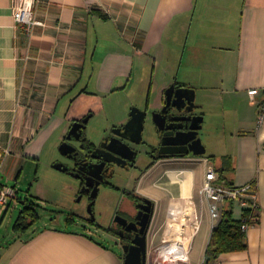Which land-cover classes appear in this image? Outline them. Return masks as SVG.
I'll return each mask as SVG.
<instances>
[{"label":"crops","instance_id":"1","mask_svg":"<svg viewBox=\"0 0 264 264\" xmlns=\"http://www.w3.org/2000/svg\"><path fill=\"white\" fill-rule=\"evenodd\" d=\"M36 1L41 25L28 36L15 24L16 0H0V187L15 191L8 199H18L9 183L27 179L34 165L47 158L53 169L61 161L59 146L73 122L90 116L87 137L101 136L128 121L141 98L148 111L159 110L175 83L192 89L203 108L205 155L161 157L134 176L126 191L154 204L147 251L186 194L184 178L194 199L198 178L202 184L212 167L220 183L252 185L258 222L246 231L244 249L209 264H264V126L256 127L257 103L247 95L264 87V0ZM146 71L148 83L136 76ZM110 192L129 209L124 192ZM226 210L241 219L239 208ZM205 218L202 255L212 233L207 209ZM106 226L96 232L111 238ZM0 264H124V256L87 230L54 225L0 247Z\"/></svg>","mask_w":264,"mask_h":264},{"label":"water","instance_id":"2","mask_svg":"<svg viewBox=\"0 0 264 264\" xmlns=\"http://www.w3.org/2000/svg\"><path fill=\"white\" fill-rule=\"evenodd\" d=\"M194 100L195 95L192 89L176 87V84L173 83L164 91V104L159 110L150 114L147 110L132 108L129 113V120L123 126L113 130L122 132L117 137H108L105 136V132H102L101 136H95V134L91 138L86 136L81 139V132L86 128L90 116L85 117L81 121H75L70 128L67 141L73 137L79 145L74 146L64 142L59 147L60 154L66 157L72 165L56 162L52 167L62 173L70 172L72 177L80 181H95L92 197L96 198L97 187L100 184L98 178L107 172L108 168L105 167L110 164L119 167L118 161H122L125 164L133 161L134 157L128 156V153H132L135 156L136 152L131 149L129 143H141L144 123L146 118L149 120V116H151L162 147L172 150L171 152L174 151L180 156L189 154L203 156L205 155V148L198 137L203 119L192 114L195 108ZM85 143H88V145H85ZM104 155L111 158H107ZM89 186L86 182L83 188ZM92 204L88 205L87 213L91 216V220L94 221ZM144 205L145 207L140 209L135 218L137 221L136 225L140 227L139 230L127 228V230L136 232L135 238L131 240L130 244L121 245V250L124 254V264H145L147 253L146 238L153 216L154 204L152 201L145 199ZM140 214L144 215V222H140ZM119 219L126 222L125 219L119 216L115 218V222L119 221ZM207 262L208 259H205L204 264Z\"/></svg>","mask_w":264,"mask_h":264},{"label":"rangeland","instance_id":"3","mask_svg":"<svg viewBox=\"0 0 264 264\" xmlns=\"http://www.w3.org/2000/svg\"><path fill=\"white\" fill-rule=\"evenodd\" d=\"M138 75H140V77L142 76L144 79L146 78L145 83H148V71L137 73V78ZM117 97L118 100L122 98L127 99V97ZM130 102V104H132V101ZM135 102H137L136 105H131L130 110L134 107L139 108L140 110L141 108L144 110L146 108L148 109V104L146 103L145 98H141L139 101ZM194 103L195 108L192 114L196 117L203 118L202 127L198 133V137L202 141L201 136L206 128V122L204 115L202 114L204 111L196 98ZM148 112L151 114L155 111ZM95 133L96 132H94L91 136L95 135ZM157 139L158 134L152 122L151 116H149V120L144 124L142 132V146H140V148L143 149L147 145L149 151L150 148L156 144ZM202 144L204 145L203 141ZM58 157L59 160H64L61 156ZM49 164V159L46 158V161L43 160L40 166L34 165L33 168H31V171H27V179L25 176V178L23 177L20 181L9 183V186L16 188L18 199H7L5 204L0 205V247L7 246L14 239H16V237L18 238V236L21 238L26 237L43 226L57 225L70 230L83 232L87 230L94 238H96V240L113 248L118 253H122L114 242L116 238L113 234L110 235L111 238H107L104 236L102 237V232H96L97 228H102L99 224L109 225L112 215L116 210H118L114 194L115 192H110L109 190H105V188L101 189V192L92 207L94 222H96V224L91 225L87 222L89 216L87 213L88 198L86 195L80 196L79 182L65 173H63L65 176L57 178L56 172ZM197 170L198 173L202 172V167L199 165ZM36 174H38L37 177H35ZM134 176H137L136 173L134 175L133 173L124 174L121 179L115 181V184L120 188V193L124 190L133 189ZM200 187L201 181L199 177L194 194V199L197 204H199ZM1 191L3 190H0V192ZM25 201L34 203L38 219L37 222L32 224L26 232L18 234L14 230V225L20 215V211L25 206ZM71 219H73V221ZM206 219L207 218H205L202 222L200 230L193 241L190 261L187 264H203L205 259V254L202 255L203 246L205 244L209 227ZM156 240L158 241V237H156Z\"/></svg>","mask_w":264,"mask_h":264},{"label":"built area","instance_id":"4","mask_svg":"<svg viewBox=\"0 0 264 264\" xmlns=\"http://www.w3.org/2000/svg\"><path fill=\"white\" fill-rule=\"evenodd\" d=\"M36 0H16L13 18L17 27L23 28L30 36L33 29L41 23L35 19ZM247 95L251 103H257L256 127L264 126V87L250 89ZM258 97H262L256 102ZM12 189L0 192V204L8 198H14ZM226 204L241 210V230L246 232L256 225L258 218L256 191L252 185L242 187L229 186L218 181L216 172L208 167L199 189V204L192 195L181 196L171 207L168 218L162 228L161 241L146 253L145 264H187L194 238L203 222L204 209H207L212 230L217 227L226 211Z\"/></svg>","mask_w":264,"mask_h":264},{"label":"flooded vegetation","instance_id":"5","mask_svg":"<svg viewBox=\"0 0 264 264\" xmlns=\"http://www.w3.org/2000/svg\"><path fill=\"white\" fill-rule=\"evenodd\" d=\"M163 104H164V102H163ZM163 104H162V106H163ZM141 110H144V109H141ZM146 110L148 111L147 108L144 111H146ZM84 118L85 117H83L82 119L77 120V121H81ZM146 121H148V118H146L145 122ZM125 123H123L121 126H123ZM70 128H69L67 134L65 135L62 143L67 142L68 144L78 146L79 144L75 141V139L73 137H71V139L67 141V136H68V133L70 131ZM116 128H119V127L112 128L110 131L105 133V136L117 137L118 134H122V132L113 131V130H116ZM112 132H114V133H112ZM86 136H87V124H86V128H84L82 130L80 138L83 139ZM160 138H161V136H160ZM85 145H88V143H85ZM129 145H130L131 149L136 152L135 156L132 153H128V156L134 157L133 161L131 163H127V164L123 163L122 161H118V164H120L119 167H117L116 165H113V164L106 166L105 168H108L107 172L105 173V175L98 178L100 184L97 187L96 198L92 197V195L94 194L95 181H91V180L80 181L79 179L72 177L70 175V172L65 173L68 176H71L72 178H74L75 180H77L79 182V187H80L79 188V194H80V196H82V195L87 196L88 205L90 203H93L92 204V207H93L97 197L99 196V193L101 192V189H103V188H105V190H109V191L114 190V189L119 190L120 188L118 185L115 184V181L121 179L124 176V174H129V173L130 174L133 173V175L135 173H136V175L141 174L143 171L147 170L153 162L157 161L161 157L180 156V154H176V153H174V151L171 152L172 150H169V149L162 147L160 145L159 139L157 140L156 144L150 148L149 151H148L147 145L143 149L140 148V146H142V141L140 144L129 143ZM60 156L64 160H61L58 162L65 164V165H72L70 163V161H68L66 159V157L62 156L61 154H60ZM104 156L107 158H111V157L106 156V155H104ZM148 160H149V162H148ZM86 182L90 186L83 188L84 184ZM123 192L126 195V198L129 202V204L127 205V206H129V209H127L128 207L127 208L125 207L126 209H124V205H122V206L118 205V210H116L115 213L112 215L109 225L105 227L109 233L114 235V237L116 238V244L118 247H120V249H121V245H128V244H130L131 240L135 238L136 232L133 230H127V228L139 230L140 227L136 225L137 221L135 220V218L138 215L140 209L142 207H145L144 201L146 199L144 197H140V196L133 194V192H131V191H125L124 190ZM117 216L125 219L126 222H123L120 219H119V221L115 222V218ZM144 219H145L144 215L140 214L139 215L140 222H144ZM87 222L91 225L96 224V222L91 220L90 215L88 216ZM99 225H101V224H99ZM102 226L104 227V225H102ZM146 243H147V238H146ZM123 256H124V254H123Z\"/></svg>","mask_w":264,"mask_h":264},{"label":"trees","instance_id":"6","mask_svg":"<svg viewBox=\"0 0 264 264\" xmlns=\"http://www.w3.org/2000/svg\"><path fill=\"white\" fill-rule=\"evenodd\" d=\"M24 204L14 225V230L18 234L26 232L38 219L34 203L25 201ZM241 224V220L232 218L229 210L224 212L221 221L212 230L205 254V259H208L206 264H209L220 253L236 252L246 247L244 241L246 232L241 230Z\"/></svg>","mask_w":264,"mask_h":264},{"label":"bare ground","instance_id":"7","mask_svg":"<svg viewBox=\"0 0 264 264\" xmlns=\"http://www.w3.org/2000/svg\"><path fill=\"white\" fill-rule=\"evenodd\" d=\"M184 191L186 192L185 196L189 195V190L191 189V179L189 176H186L183 180Z\"/></svg>","mask_w":264,"mask_h":264}]
</instances>
